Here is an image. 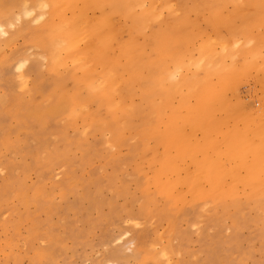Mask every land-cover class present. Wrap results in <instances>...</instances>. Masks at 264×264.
I'll list each match as a JSON object with an SVG mask.
<instances>
[{
	"label": "rangeland",
	"instance_id": "374dc122",
	"mask_svg": "<svg viewBox=\"0 0 264 264\" xmlns=\"http://www.w3.org/2000/svg\"><path fill=\"white\" fill-rule=\"evenodd\" d=\"M1 1L7 4L11 0ZM228 5L223 8L222 20L234 15L233 5ZM16 12L18 8H13L9 14ZM36 12L20 22L15 20L7 28L8 34L0 35L1 56L11 59L7 63L0 57V97L8 98V104L0 102V264H264V185L255 191L259 202H246L242 210L248 227L237 231L232 229L235 206L220 192L211 196L204 193L198 211H185L186 202L194 193L191 187L198 184L201 175L195 164V160L202 158L197 146L210 136L186 120L189 109L197 106L192 96L206 81L207 66L198 65L196 49L204 44L202 40H208L206 36L219 35L208 14H202L204 18L191 14L188 20L196 26L180 35L182 39L189 37L192 62L175 60L162 72L160 83L147 94L141 96L134 86L129 88L132 97L124 100L118 98L123 92V86H119L107 95L100 114H93L94 107L73 105L62 118H48L41 126L25 120L23 105L48 112L52 103L45 100V95L52 93L47 94L53 80L49 77H79L83 72L76 61L67 60V68H63L55 60H44L38 55L42 49L17 34L21 27L28 26L33 30L30 32L42 35L49 15L46 13L38 21L33 18ZM162 13L156 20L157 26L173 14L166 9ZM10 15L5 20L15 17ZM114 17L118 20L117 15ZM260 19H247L249 32L255 38L264 37V20ZM230 20L235 28L245 23L242 18ZM23 52L30 54V59L20 70L17 59ZM178 71L181 78L176 77ZM251 77L241 85V94L244 102L260 109L264 101L258 96L263 97L264 92L261 96L260 85ZM184 79L192 82L189 90L183 86ZM34 84L43 89L42 94L32 92ZM64 86L69 90L71 80H65ZM91 91L106 94L108 90L97 84ZM138 104L147 113L145 119L131 117L130 110ZM108 121L114 124L113 128L108 127ZM124 122L133 128H145V133L123 130ZM148 122L159 129L158 138L148 135ZM169 135L176 136L178 141L168 145ZM121 137L125 138L123 145H115L114 140ZM211 137L218 150L210 158L216 159L218 153L224 162L221 135ZM180 147L187 152L181 158ZM81 151H88L91 160L83 159ZM51 155H67V159L52 166ZM257 156L258 164L261 162L264 168V147ZM202 161L203 158L199 163ZM169 168H175L173 177L185 183L173 191L167 187L159 191L155 182L164 186ZM238 174L245 176L243 166ZM226 185L234 196L246 199L248 191L242 185H233L229 178ZM204 186L203 192L210 191L206 183ZM83 192L88 193L87 199ZM124 193L128 195L123 196ZM169 195L183 196L184 202H179L168 218L160 220L158 213L165 208ZM131 199L129 207L127 202ZM129 209L133 219L127 215ZM160 251L168 252V260L156 259Z\"/></svg>",
	"mask_w": 264,
	"mask_h": 264
},
{
	"label": "bare ground",
	"instance_id": "6f19581e",
	"mask_svg": "<svg viewBox=\"0 0 264 264\" xmlns=\"http://www.w3.org/2000/svg\"><path fill=\"white\" fill-rule=\"evenodd\" d=\"M228 4L234 7V15H229L228 18H242L243 23L245 22L243 26L235 28L231 20H222L223 8ZM13 8H18V12L10 15L9 12H12ZM162 9L177 13L178 17L169 15L161 28L156 25V20L163 16ZM34 11L37 12L33 18L38 21L46 13L49 15L42 28V35L30 32L33 30L28 26L21 27L17 34H22L25 41L33 42L37 48L42 49L38 55L44 60H55L58 66L63 68H67V60L76 61L78 68L83 72L79 77L74 75L61 79H54V75L50 74L49 78L53 79L52 88L47 94L52 93L45 95V100L52 103L48 112L41 113L23 105L25 120H32L41 126L48 118H62L73 105L94 107L93 114H100V107L107 101V95H111L119 86H123V92L118 98L124 100L132 97L129 88L134 86L138 87L141 96H144L145 92L147 94L154 85L160 83L161 77L164 76L162 72L169 69L175 60L182 58L192 62V54L188 53L189 37L182 39L180 35L196 26L195 22L191 24V19L188 20L191 14L199 18L202 14H208L212 19L211 26L219 35L215 38L209 35L212 40L206 36L208 40H202L204 44H200L199 49L196 46L198 65L207 66L204 72L206 81L192 96L197 106L189 109L186 120L187 123L193 124L195 129L205 130L210 136L203 144L197 146L203 161L200 164L202 158L195 160V164L201 170V175L197 179L198 184L191 187L194 193L191 200L186 202L185 211H198L202 206L204 193L211 196L220 192L222 198L230 199L231 205L235 206L232 229L237 231L248 227V220L243 216L242 210L246 202H259L255 191L264 185V168L261 162L258 164L257 156V152L262 151L264 147V105L260 100L262 106L257 109V105L253 108L255 104L248 105L247 101L244 102L241 85L247 84L248 76L251 77V72L255 71L256 78L253 74L254 78H251L255 84L260 85V94L261 91L264 92V37H253L247 22L251 17H259L261 22L264 20V0H11L7 4L0 0V27L3 28L0 35H7V28L12 26L15 20L20 22L24 17L31 16ZM7 15L15 17L5 20ZM115 15L118 20H115ZM145 30H148V33H145ZM206 31L208 34L212 33L210 30ZM0 57L7 63L11 60L1 56V53ZM29 59L30 54L27 52L18 54V68L23 69ZM177 73L176 77L181 78V72ZM21 78L24 81V75H21ZM67 79L72 82L69 90L64 86ZM163 80L168 81L166 78ZM183 83L189 90L192 82L184 79ZM97 84L107 89V93L93 94L91 90ZM32 92L42 94L43 89L34 84ZM82 92L87 94L84 96ZM258 97L264 101V96ZM84 99L85 102L82 103ZM187 99L188 97L182 104L184 107ZM0 102L8 104V98L1 96ZM19 107L22 110L21 104ZM130 114L135 120L147 117V113L139 104L130 110ZM108 123L109 128L114 127L111 121ZM147 128L151 138L159 137V129L153 123L148 122ZM98 129L102 131L100 126ZM123 130L145 133V128H133L132 124L127 122H124ZM212 135L222 137L224 162L218 158V153L216 159L210 158L211 153L218 150ZM124 141V137L117 138L114 144L123 145ZM167 141L168 145H173L178 138L169 135ZM180 148L179 158L187 153L184 148ZM193 151L196 154V149ZM81 157L91 160L88 151H81ZM66 159L67 155H51L49 164L53 166ZM240 166L245 168V176L238 174ZM175 172V168L167 169L169 177L164 186L155 182L159 185V191L165 187L173 191L185 183L183 179L173 177ZM227 178L233 185H242L248 191L245 200L237 198L226 188ZM204 183L209 186L210 191L203 192L206 186L203 187ZM128 193L122 195L127 196ZM83 195L88 198L87 192H83ZM179 202H184L183 196L169 195L165 208L158 213L160 220L168 218ZM131 203L132 199L127 202V206L131 207ZM110 206L114 208L115 204L111 202ZM130 211L132 210L129 209L127 215L133 219L134 215ZM167 255L168 252L160 251L156 259H164Z\"/></svg>",
	"mask_w": 264,
	"mask_h": 264
},
{
	"label": "snow or ice",
	"instance_id": "6c2138e0",
	"mask_svg": "<svg viewBox=\"0 0 264 264\" xmlns=\"http://www.w3.org/2000/svg\"><path fill=\"white\" fill-rule=\"evenodd\" d=\"M3 32V28L2 27H0V33H2Z\"/></svg>",
	"mask_w": 264,
	"mask_h": 264
}]
</instances>
